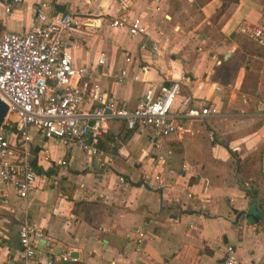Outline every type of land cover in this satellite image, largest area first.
Masks as SVG:
<instances>
[{"label": "crops", "instance_id": "obj_1", "mask_svg": "<svg viewBox=\"0 0 264 264\" xmlns=\"http://www.w3.org/2000/svg\"><path fill=\"white\" fill-rule=\"evenodd\" d=\"M42 1L45 13L97 18L74 34L73 60L128 108L149 82L184 73L189 82L174 103L192 93L217 116L181 120L186 131L161 139L112 122L89 165L32 131L41 173L24 199L0 188V264H24L16 230L25 218L48 243L37 247L36 264H218L226 243L240 264H264V47L236 30L242 22L264 28V0H23L8 15L0 7V31H25ZM122 13L140 18L144 34L108 25ZM119 68L123 81L105 76ZM154 174L167 185L157 187Z\"/></svg>", "mask_w": 264, "mask_h": 264}, {"label": "built area", "instance_id": "obj_2", "mask_svg": "<svg viewBox=\"0 0 264 264\" xmlns=\"http://www.w3.org/2000/svg\"><path fill=\"white\" fill-rule=\"evenodd\" d=\"M22 1L0 0L3 14H10ZM47 6L43 1L35 4L32 24L25 31H0V100L6 105L0 123V188L12 186L19 199L26 198L33 188L37 174L32 163L36 156L32 131L42 139L54 140L65 150L80 152L89 165L112 122H120L128 131L147 128L154 137H167L186 131L181 120L202 122L217 116L214 105L197 104L192 93L174 103L180 86L189 82L184 73L167 83L149 82L135 106L128 108L98 82L91 81L88 69L73 60L74 34L97 27V18L91 13L83 18L52 9L45 13ZM108 25L125 28L130 37L144 34L145 29L140 18L126 13L109 19ZM236 30L264 47L263 27L242 22ZM151 50L157 54L158 46L153 44ZM123 60L130 62V56L124 54ZM96 64H104L103 51L98 53ZM149 68L147 63L140 65L138 73L142 76ZM105 76L121 82L126 71H106ZM133 78L137 79L138 74ZM208 136L211 141V134ZM118 151L121 153L120 148ZM259 163L264 170V154ZM57 164L64 165L66 161L60 159ZM151 179L157 187L167 185L160 174ZM16 237L23 263L36 264L37 247L48 245L40 230L25 218L18 225ZM61 259H67V255ZM218 264H240L233 244H224Z\"/></svg>", "mask_w": 264, "mask_h": 264}, {"label": "water", "instance_id": "obj_3", "mask_svg": "<svg viewBox=\"0 0 264 264\" xmlns=\"http://www.w3.org/2000/svg\"><path fill=\"white\" fill-rule=\"evenodd\" d=\"M59 10H60V8H59ZM5 114H6V105L4 104V102H2L0 100V123L3 120V117L5 116ZM43 242L44 241L41 240V243H43ZM68 257H70L69 254H68Z\"/></svg>", "mask_w": 264, "mask_h": 264}, {"label": "trees", "instance_id": "obj_4", "mask_svg": "<svg viewBox=\"0 0 264 264\" xmlns=\"http://www.w3.org/2000/svg\"><path fill=\"white\" fill-rule=\"evenodd\" d=\"M127 131V133L128 132H131V131H128V130H126ZM32 163L34 164V160L32 161ZM34 169H35V171H36V174H40L41 173V171L39 170V168H37L36 166H34ZM251 193V192H250Z\"/></svg>", "mask_w": 264, "mask_h": 264}, {"label": "rangeland", "instance_id": "obj_5", "mask_svg": "<svg viewBox=\"0 0 264 264\" xmlns=\"http://www.w3.org/2000/svg\"><path fill=\"white\" fill-rule=\"evenodd\" d=\"M162 137H160V136H157V139H161ZM207 138V137H206ZM207 140H208V138H207ZM242 178H244V176L241 174V176H240V179H242Z\"/></svg>", "mask_w": 264, "mask_h": 264}]
</instances>
